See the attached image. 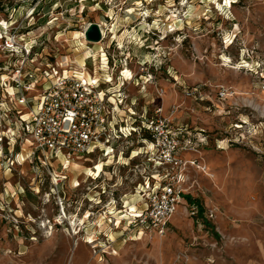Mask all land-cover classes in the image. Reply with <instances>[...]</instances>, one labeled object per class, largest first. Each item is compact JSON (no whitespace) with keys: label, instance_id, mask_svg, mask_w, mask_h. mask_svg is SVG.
Returning a JSON list of instances; mask_svg holds the SVG:
<instances>
[{"label":"rangeland","instance_id":"374dc122","mask_svg":"<svg viewBox=\"0 0 264 264\" xmlns=\"http://www.w3.org/2000/svg\"><path fill=\"white\" fill-rule=\"evenodd\" d=\"M8 16L17 26L33 22L32 35L49 40L59 29L103 23L102 40L85 43L104 56L100 76L112 74L107 91L120 114L147 122L160 108L194 165L167 168L182 175L181 199L164 232L139 241L129 239L136 235L129 217L116 218L133 209L138 183L167 171L148 164L140 149L146 133L127 166L105 167L95 153L57 184L46 171L32 183L22 167L24 193L10 201L13 211L0 212V264H264V117L244 103L264 106V0H0V20ZM67 38L73 54L86 51ZM121 67L131 71L123 85ZM218 90L228 96L219 99ZM137 138L128 145L137 147ZM96 164L103 165L92 178L84 169Z\"/></svg>","mask_w":264,"mask_h":264},{"label":"built area","instance_id":"2783aa9c","mask_svg":"<svg viewBox=\"0 0 264 264\" xmlns=\"http://www.w3.org/2000/svg\"><path fill=\"white\" fill-rule=\"evenodd\" d=\"M33 12L31 6L23 13L30 16ZM9 18L0 20V212L13 211L10 201L24 193L22 167H28L32 183L41 171H46L51 178H58L54 182L57 184L65 179L63 172L71 165L77 166L80 159L95 153L105 167H113L114 162L127 166L141 153L139 135L143 133L146 137H141L140 149L156 171L159 167L175 170L194 165V161L180 155L185 149L176 148L171 123L159 116L160 108H155L156 118H145L147 122L139 115L135 117L134 112L120 114V100L107 91L112 74L100 76L106 67L102 54L93 51L94 57L83 53L84 62L79 65L73 54L78 52L76 47L69 50L64 46L67 40L57 38L64 29L57 30L49 40L44 34L32 35L33 22L21 19L17 26ZM55 19L46 20V25L50 26ZM90 24L80 29L85 42ZM117 79L123 85L131 79V71L121 67ZM161 95L159 91L158 96ZM227 96L228 92L218 90L219 99ZM133 134L138 136L137 147L128 145ZM135 167L139 171V164ZM181 176L167 170L162 178L156 173L147 177L140 188L139 183L136 185L134 208L124 213L137 234L164 232L181 199V191L175 188ZM190 213L198 215L193 206ZM212 215V210H208L207 216Z\"/></svg>","mask_w":264,"mask_h":264},{"label":"bare ground","instance_id":"6f19581e","mask_svg":"<svg viewBox=\"0 0 264 264\" xmlns=\"http://www.w3.org/2000/svg\"><path fill=\"white\" fill-rule=\"evenodd\" d=\"M82 1H85V0H82ZM172 17L169 16L168 19H171ZM100 27H101V36H104L105 34V31H104V24L103 23H99ZM227 31V29H224L223 30V34H225ZM67 33H69L70 35V38L74 41V43H76V46L77 47H80L81 50H86L84 53L85 54H93V56L95 57L94 53H93V50L94 48H89L86 43H85V40L83 39V33L81 31H78V30H71V31H66V32H59L57 34V38L61 41H68V38H67ZM97 43H93L92 45H95ZM84 55L83 54H79L76 56V61L79 65H83V62H84ZM101 60H102V63H105V59H104V56L103 54L101 55ZM127 72V70H126ZM238 94V93H237ZM244 103L249 106L251 109H253L254 111H256L257 113L260 114V116L264 117V106L260 105L259 103H257L256 101H254L253 99H250V98H245L244 99ZM237 127H240L239 125H237ZM101 165L102 164H96L95 168L91 169V168H86L84 169V172L87 173L88 175L90 176H93L92 178H97L100 171H101ZM77 185V184H76ZM136 197V195H135ZM131 208H134V204H131L130 205ZM63 211V215L65 216V212L64 210L62 209ZM121 213V211H120ZM127 215L126 214H123L122 213V216L120 215V217L118 216L116 219H118V222L120 223L124 218H126ZM120 219V220H119ZM126 229V228H125ZM143 233L142 232H139L138 234L136 233V235L134 237H131L133 238V240H142L143 238ZM141 236V237H140ZM132 240V239H131ZM114 253V252H112Z\"/></svg>","mask_w":264,"mask_h":264},{"label":"water","instance_id":"95a60500","mask_svg":"<svg viewBox=\"0 0 264 264\" xmlns=\"http://www.w3.org/2000/svg\"><path fill=\"white\" fill-rule=\"evenodd\" d=\"M85 39L90 43H97L101 39V32L96 23H91L85 31Z\"/></svg>","mask_w":264,"mask_h":264},{"label":"crops","instance_id":"0c3cea01","mask_svg":"<svg viewBox=\"0 0 264 264\" xmlns=\"http://www.w3.org/2000/svg\"><path fill=\"white\" fill-rule=\"evenodd\" d=\"M191 212V207H190V209H189V213ZM191 214V213H190ZM194 217H195V219H196V217H197V215H193ZM172 217V216H171ZM171 217H170V219H171ZM170 219H169V221H170ZM168 221V222H169ZM129 239H133V238H129Z\"/></svg>","mask_w":264,"mask_h":264}]
</instances>
